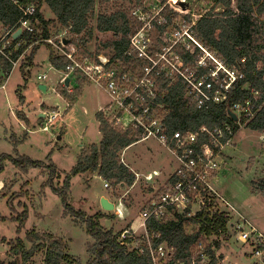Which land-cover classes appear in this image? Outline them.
<instances>
[{
	"label": "trees",
	"instance_id": "obj_1",
	"mask_svg": "<svg viewBox=\"0 0 264 264\" xmlns=\"http://www.w3.org/2000/svg\"><path fill=\"white\" fill-rule=\"evenodd\" d=\"M97 1L22 0L26 5L36 6L34 23L38 30L34 33L23 32L15 38L11 46L4 51L9 58L0 53V87L9 78L14 69V63H17L30 48L32 51L26 62H28L27 66L32 65L36 51L43 45L40 42L50 38V26L53 22L61 24L68 30L71 35L70 39H66L68 43L76 45L82 53L90 56L93 54L89 52L87 46L94 40L95 30L100 34L113 35L112 40L100 43L96 47L95 55L99 56L106 50L111 51L112 63L120 62L125 69L124 72L139 71L144 68L147 63L131 54L130 43L131 37L140 28H136L135 21L141 26L144 23L138 17H135L134 21L129 8L134 5L143 8L147 0H99L100 3L111 5L112 11L98 15L96 28H93L90 25V19L94 16ZM153 1L160 8L164 7L150 22L152 27L149 35H151L152 45L160 49L165 47L164 40L171 29L180 30L178 18L181 15L170 7L169 0ZM206 1L212 7L196 21H192L188 14L182 16L189 29V35L201 48L188 40L192 50L189 51L184 47L175 51L186 67L197 70L198 76L209 73L210 68H198V62L208 53L219 60L224 67L237 70L243 78L235 82L227 94L226 102L212 104L208 108H198L197 103L188 96V88L183 79L169 74L167 66L162 67L157 77L159 96L155 104L163 108L165 112L163 124L167 131L166 135L171 137L175 132L196 133L203 127L213 130L216 127H223V124H228L231 128V132L225 131L224 142L234 138L241 127L264 134V0ZM44 4L55 19H45L41 11ZM219 8H221L220 11H218ZM22 16V11L13 0H0V27L5 34L19 30ZM149 52L152 53L150 47ZM51 62L57 70H65L68 65L64 57H54ZM87 81L84 77L77 78L78 86L75 90L69 92V89L64 87L63 90L58 88L57 92L66 102L73 104L81 97L84 87L88 84ZM235 105H240L243 110H246L237 122L230 115V112H234L232 108ZM19 119L26 124L29 123L23 116L19 115ZM96 120L100 125L101 142L98 145L83 147L76 166L64 178L55 166H46L40 161H34L19 154L17 148L28 135L22 140L13 136L15 156L0 155V175L4 172L8 161L24 174L32 169H44L49 172L48 180L43 187L49 186L60 198L63 216L81 225L94 241L89 249L91 258L87 264H153L149 247L144 240L138 242L137 248L132 249L131 247L137 241L132 238L122 240L123 232L115 234L112 230L103 228L101 220L107 218L104 213L98 212L88 216L84 211L77 210L70 204L71 181L77 176L97 173L100 178L115 188L132 187L137 180L136 175L123 163L122 153L142 141L143 131L121 130L101 111L96 114ZM206 142H208V136L204 134L200 144ZM57 180H63L60 186L56 185ZM176 181L174 176L169 180L168 185H173ZM255 188L258 193L264 195V179L255 185ZM211 207L213 205L191 219L176 213L173 218L167 217L163 220L152 218L147 222V230L152 237V247L156 248L165 243L174 249V257L168 264H191L194 258L203 264L202 259L199 258L200 252H196L200 243L215 239V246L219 248L217 241L219 238L229 239L231 235L229 217L225 213L212 212ZM27 216L28 210L25 208L18 218L12 219L18 222V234L23 232ZM188 222L198 226L196 233L186 232L185 224ZM27 240L31 248H27L25 241L20 237L9 243L10 250L7 254L11 261L6 263L0 260V264H33L39 254L44 256L43 264H82L79 259L65 252L66 243L53 235H40L32 230L27 234ZM205 251L209 257L207 264H218L219 259L212 251V247H206ZM251 254L253 256V252ZM256 264L260 263L256 261Z\"/></svg>",
	"mask_w": 264,
	"mask_h": 264
},
{
	"label": "rangeland",
	"instance_id": "obj_2",
	"mask_svg": "<svg viewBox=\"0 0 264 264\" xmlns=\"http://www.w3.org/2000/svg\"><path fill=\"white\" fill-rule=\"evenodd\" d=\"M182 1L185 0H169L168 2L170 7L181 15L178 18L180 30L171 29L165 37V47L160 49L152 45L151 35H149L152 27L150 22L164 7L160 8L153 0H147L143 8L136 5L129 8L134 21L135 17L138 19L144 17V20H141L144 23L142 26L136 21L135 24L136 28L140 27L138 31L143 30L148 35L151 41L149 47L152 53H150L153 58L160 59L161 54L164 53L163 55H166L171 63H177L175 50L186 47L188 40L191 39L186 21L182 16L188 14L192 21H196L212 7L206 0H189L186 5L187 10L183 11L179 5ZM220 10L221 8L218 9ZM41 11L46 20L55 19L45 4ZM111 11V5L100 3L98 0L94 16L90 19L91 27L96 28L98 15L108 14ZM50 32V39L56 44L61 38H71L68 30L57 22L51 24ZM112 39L113 35L100 34L95 30L94 40L87 46V49L95 53L100 43ZM46 45L41 48L36 57L39 65L35 66V58H33L35 68L33 67L31 77L27 73L26 59L30 57L32 48L21 57L14 66L17 68L3 82L5 89L0 88V155L15 156L12 144L14 137L22 140L28 135L27 139L17 148L19 154L34 161H40L46 166H55L64 178L77 164L81 152L79 147L99 142L96 137L99 129L95 115L98 111L100 112V106L109 102V99L103 90L94 87L86 90L85 93L83 91L79 100L72 105L71 109H68L66 102L57 92L58 88L63 90L64 87L63 85L58 87L59 74L50 65ZM51 47L53 49V46ZM100 55L112 58L113 53L106 50ZM202 61L204 67L210 69L215 65L218 66L208 54H205ZM23 64L22 75L27 78L28 87L22 83L20 69ZM44 74L48 79L41 83L38 76ZM40 84L47 85L50 94L43 95L39 90ZM54 85H57V89L52 92ZM74 85L71 84L72 87ZM86 86L91 85L89 83ZM40 101L52 107L36 104ZM57 106L59 109L54 108ZM102 108L107 114L109 103ZM54 112H59L61 115L49 123L47 114ZM39 113H44V118L40 117ZM19 115L29 123L21 121ZM123 155L122 159L124 157L126 164L142 175L140 180L137 179L132 187L115 188L100 178L97 173L77 176L71 181L70 204L77 210L84 211L88 216H93L98 212L104 213L107 217L101 220L104 229L112 230L115 234L124 233L127 230L133 231L135 241L140 243L144 240L148 245L147 239H143L146 237L147 230L142 227V213L150 205V201L166 190V183L175 173L178 162L169 149L153 138L131 146L126 155ZM218 161L222 169L219 172L218 181L212 183L215 198H213L211 208L212 212L225 213L229 217L231 235L228 240L225 238L217 240L219 248L215 246V239L204 242L203 247L205 250L206 247H212V251L219 259L218 264H256V259L251 254L252 246L243 244L239 237L243 231L251 230L264 236V195L258 193L255 188V185L264 179V134L241 127L233 141L224 148ZM154 169L161 173L160 177L147 182L143 176ZM48 177L47 170L32 169L24 174L11 162H6L5 170L0 175V260L6 263L11 261L7 254L10 250L8 245L17 237L25 241L27 248H31L27 234L32 230L40 235L50 234L62 239L67 245L65 252L79 259L82 264H87L91 258L89 249L94 241L81 225L63 216V205L60 198L52 192L49 186L43 187ZM62 181L57 180L55 183L60 186ZM105 183L110 184L108 189L104 187ZM104 196L109 197L116 205L123 204L125 208L123 218L117 216L116 210L105 212L101 209V199ZM25 208L28 210L27 221L23 232L18 234V222L12 219L18 218ZM185 229L188 234H193L197 232L198 226L188 222L185 224ZM135 246H137L136 243L131 248ZM198 251L201 252L199 248L196 252ZM43 260V254H39L33 264H43Z\"/></svg>",
	"mask_w": 264,
	"mask_h": 264
},
{
	"label": "built area",
	"instance_id": "obj_3",
	"mask_svg": "<svg viewBox=\"0 0 264 264\" xmlns=\"http://www.w3.org/2000/svg\"><path fill=\"white\" fill-rule=\"evenodd\" d=\"M13 2L23 13L19 22V30L29 33L36 32L38 30L34 23L37 13L36 6L26 5L22 0H13ZM139 20H144V17ZM18 31L6 33L5 37L0 40V53L7 58L9 56L5 54V48L11 46ZM190 38L194 44L201 48L192 37ZM65 39H59L57 44L50 38L40 42L53 46L60 56L67 59L68 65L62 83L71 75H80L86 78L108 96V113L106 114L104 109L102 110L111 122L124 131L128 129L142 130V142L153 138L163 147L169 149L178 162L177 169L172 175L177 179L176 183L168 185L171 177L166 183L167 190L150 201V205L141 216L142 227L147 230V222L152 218L163 220L167 217L173 218V215L179 213L185 215L187 219H191L205 208H209L215 198L212 183L218 181L219 172L222 169L218 160L224 148L234 139L223 141L225 131L231 132V128L228 124H223V127H216L213 130L203 127L196 133L175 132L171 137H168L163 124L165 112L162 110L163 108L155 104L159 96L157 77L162 67L167 66L168 73L181 77L186 83L188 96L197 103V107L208 108L212 104L226 102L228 92L238 79L243 78V75L237 70L224 67L219 60L208 53L206 54L218 64L219 68L215 65V68L209 69V73L204 76H198L196 69L186 67L179 54L175 57L177 62L175 64L171 63L167 56L163 55L164 53L161 54L160 59L153 58L149 52L151 41L143 30L131 37V54L147 64L141 70H132L131 72H124L122 64L112 63L111 58L96 56L90 51L93 56L86 55L77 46L70 43L66 45ZM2 43L3 46H1ZM185 48L190 51L192 45L188 43ZM202 59L198 62V68H209L204 67ZM42 78L46 79L47 77ZM232 110L238 119L246 112L240 105L233 106ZM59 115H61L59 112L47 114L49 123L56 120ZM44 129L47 130V128ZM204 134L208 136V142L200 144ZM159 176V172H152L143 177L147 182H152ZM141 177L142 175H136L137 179ZM104 187L108 189L110 185L105 183ZM115 210L119 218L124 217L125 208L122 203L117 204ZM126 238L133 239L134 232L125 231L122 234V240ZM143 238L147 239L149 255L153 264H168L173 259L174 249L167 244H161L156 248L152 247V237L148 230L146 237ZM239 240L243 244H250L256 261L264 264V236L262 234L255 230L243 231ZM136 244L138 246V242ZM137 246L135 247L137 248ZM198 248L201 250L199 258L202 259L203 264H207L209 257L205 253L203 243H200ZM191 264L200 263L197 258H194Z\"/></svg>",
	"mask_w": 264,
	"mask_h": 264
},
{
	"label": "crops",
	"instance_id": "obj_4",
	"mask_svg": "<svg viewBox=\"0 0 264 264\" xmlns=\"http://www.w3.org/2000/svg\"><path fill=\"white\" fill-rule=\"evenodd\" d=\"M18 33V32H17ZM16 33V34H17ZM23 33V32H22ZM21 33V34H22ZM15 34V35H16ZM20 34V35H21ZM5 33H4V31H2V29H1V27H0V40L1 39H3L4 37H5ZM19 35V36H20ZM18 37V36H17ZM17 37H15L14 36V39L15 38H17ZM49 39V38H48ZM66 42V43H65ZM65 44L67 45V44H69L67 41H66V39H65ZM41 44H43V45H41V46H39V49L36 51V53H35V56H34V58H35V66H36V64H37V62H36V57L38 56V54H39V52H40V50H41V48H43L44 47V45L45 44H47V43H41ZM37 45V44H36ZM38 45H40V44H38ZM71 45H74V44H71ZM1 46H3V43H2V45ZM74 46H76V45H74ZM46 49L48 50V53H49V62H50V65H51V67L57 72V74H59V86L58 87H62V85H63V87H65V88H67V89H69V92H72L73 90H75L76 89V87L78 86V84H77V78H83L82 76H80V75H77V76H69L68 78H66V80L62 83V80L64 79V77H65V70H57L53 65H52V62H51V59L52 58H54V57H62V56H60V54L55 50V48L53 47V49H52V47H51V45H49V44H47L46 45ZM18 63V62H17ZM16 65V63H14V66ZM37 65H39V64H37ZM22 66V65H21ZM33 67H34V63H33V61H32V65L29 67V66H27V73L29 74V76L31 77V72H32V70H33ZM15 68H17V67H14V69ZM35 68V67H34ZM13 69V70H14ZM13 72V71H12ZM12 72H11V74H12ZM20 72H21V75H22V67H21V69H20ZM11 74H10V76H11ZM9 76V77H10ZM44 76H46L45 74L44 75H39L38 76V80L39 81H41V83L43 82V81H46L48 78H46V79H43L42 77H44ZM47 77V76H46ZM22 78H23V82L22 83H24L25 84V87L27 86L28 87V82H27V78H25L23 75H22ZM67 80H69V85L67 86L66 85V81ZM89 82V81H88ZM75 84L73 87L71 86V84ZM90 83V82H89ZM88 83V84H89ZM87 84V85H88ZM40 85H42V84H40ZM39 85V86H40ZM90 85L91 86H85L84 87V93L86 92V90H91L92 88H94V87H96L95 85H93V84H91L90 83ZM47 86V85H46ZM57 85H54V87H56ZM30 87V86H29ZM48 87V86H47ZM52 88V92H55V89H57V87L56 88ZM1 89H5V86H4V84L0 87ZM49 89V88H48ZM49 92V91H48ZM48 94H50V92L48 93ZM48 94H46V95H48ZM44 95V94H43ZM62 97V96H61ZM62 99L64 100V98L62 97ZM79 100V98L73 103V104H69L68 102H66L65 100V102H66V106H67V108L68 109H71L73 106L72 105H74L77 101ZM109 102H107V103H105V105H103V106H106L107 104H108ZM36 104H38V105H43V104H45L46 106H48V107H52L51 105H49V104H46V103H41V101L40 102H37ZM103 106H100V108H99V110L101 111L103 108ZM54 108H58L59 109V106H57V107H54ZM99 112V111H98ZM97 112V113H98ZM96 113V114H97ZM39 115H40V117H43L44 118V116H45V114L43 113H39ZM95 118H96V115H95ZM97 121V120H96ZM31 123H32V121H31ZM97 127H98V129H99V127H100V125H99V123L97 122ZM42 130V129H41ZM44 132V131H43ZM96 137L99 139V142L98 143H89V144H87V145H81L80 147H79V149L81 148V150H82V148H83V146H89V145H98L100 142H101V140H102V134L100 133V131H99V133H97V135H96ZM142 142V141H141ZM141 142H139V143H141ZM129 149V148H128ZM128 149L127 150H125L123 153H122V155L123 154H125L126 155V153H127V151H128ZM125 155H123V156H125ZM122 161H123V163L126 165V166H128L129 168H130V170L135 174V175H141V174H139L138 172H136V170L133 168V167H131V166H129L128 164H126V162H125V160H124V157H123V159H122ZM152 172H159L157 169H154ZM152 172H149V173H152ZM160 173V172H159ZM160 175H161V173H160ZM160 177V176H159ZM138 180H140V179H138ZM103 198H106V199H108L110 202H112V200L109 198V197H107V196H104ZM115 204V203H114ZM101 206V205H100ZM115 206H116V204H115ZM101 209H102V207H101ZM103 210V209H102Z\"/></svg>",
	"mask_w": 264,
	"mask_h": 264
},
{
	"label": "water",
	"instance_id": "obj_5",
	"mask_svg": "<svg viewBox=\"0 0 264 264\" xmlns=\"http://www.w3.org/2000/svg\"><path fill=\"white\" fill-rule=\"evenodd\" d=\"M189 0H185V1H182L179 3V5L181 6L182 10L185 11L187 10L186 8V5H187V2ZM22 33L21 30L18 31V33L15 35V37L19 36L20 34ZM68 42V41H67ZM66 43V42H65ZM66 85L68 86L69 85V80L66 81ZM39 90L41 91V93H43L44 95L48 94V87L46 85H40L39 86ZM230 115L235 119V121L237 122L238 121V117L235 113H232L230 112ZM101 207L102 209L105 211V212H112L115 210L116 206L114 203L110 202L108 199L106 198H102L101 199ZM47 253V252H46Z\"/></svg>",
	"mask_w": 264,
	"mask_h": 264
}]
</instances>
